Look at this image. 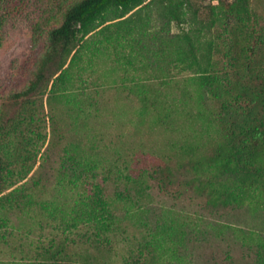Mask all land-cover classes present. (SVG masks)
Segmentation results:
<instances>
[{
	"label": "trees",
	"instance_id": "1",
	"mask_svg": "<svg viewBox=\"0 0 264 264\" xmlns=\"http://www.w3.org/2000/svg\"><path fill=\"white\" fill-rule=\"evenodd\" d=\"M62 12L45 34L31 80L1 105L0 264H111L118 247L131 244L117 199L93 182L103 162L75 137L97 100L74 93L73 69L103 32L108 46L121 50L123 67L152 71L147 80L168 85L169 74L189 75L200 106L195 119L219 138L198 162L213 175L208 184L226 186L212 190L209 202L249 203L264 212V0H71ZM9 13L10 0H0V48ZM141 84L147 86L140 81L131 90L146 110L153 98ZM183 94L192 97L189 90ZM48 166L55 170L53 186L42 184L39 174ZM127 179L141 189L140 176ZM167 232V240L153 235L151 256L130 250L119 263L185 262L168 246L173 239ZM76 233L79 242L70 237ZM238 236L251 264H264V230Z\"/></svg>",
	"mask_w": 264,
	"mask_h": 264
},
{
	"label": "rangeland",
	"instance_id": "2",
	"mask_svg": "<svg viewBox=\"0 0 264 264\" xmlns=\"http://www.w3.org/2000/svg\"><path fill=\"white\" fill-rule=\"evenodd\" d=\"M68 1L10 0L0 48V110L4 97L25 88L31 80L46 49L45 34L60 23ZM179 31L173 28L174 33ZM118 52L115 46H108V32L92 37L73 69L72 88L81 97L97 100L86 109L90 116L86 124L80 121L75 137L90 157L103 162L93 182L104 189L106 197L117 199L116 214L131 239V244L118 247L119 255L111 264H120L119 259L130 250L151 256L148 245L153 235L167 240L170 235L166 231L173 239L168 246L185 262L164 264H232L230 259L235 264H251L252 255L238 234L240 230H264V212L249 203L225 206L209 202L212 190L226 186L217 180L208 184L213 175L204 173L198 162L219 138L202 120L195 119L200 106L195 102V86L187 83L189 75L169 74L168 85L155 77L147 80L152 71L123 67ZM79 75L86 81L81 82ZM140 81L147 86H139L153 98L146 110L131 90ZM185 89L192 97L184 96ZM158 114L163 120H156ZM157 166H162L163 172ZM39 174L42 184L53 186L54 168L44 167ZM129 175L140 176V190L128 181ZM127 210L134 213L127 214ZM49 233L42 232L45 236ZM70 237L77 242L83 239L77 233Z\"/></svg>",
	"mask_w": 264,
	"mask_h": 264
}]
</instances>
